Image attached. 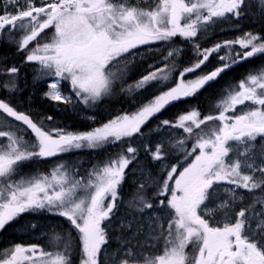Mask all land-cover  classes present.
I'll list each match as a JSON object with an SVG mask.
<instances>
[{"label":"snow or ice","instance_id":"obj_1","mask_svg":"<svg viewBox=\"0 0 264 264\" xmlns=\"http://www.w3.org/2000/svg\"><path fill=\"white\" fill-rule=\"evenodd\" d=\"M0 47V264H264V0H0Z\"/></svg>","mask_w":264,"mask_h":264},{"label":"trees","instance_id":"obj_2","mask_svg":"<svg viewBox=\"0 0 264 264\" xmlns=\"http://www.w3.org/2000/svg\"><path fill=\"white\" fill-rule=\"evenodd\" d=\"M222 35H223V33L217 32L216 35L210 36L209 39L214 40L217 38V36H222ZM4 55H10V52L5 48L3 49L2 47H0V56H4ZM130 101H131L130 98H126L124 96H120L119 98H115V99H109V100L101 101V106H100V108L97 109L96 113H92L89 110L87 112H84L83 114H84V116L92 115V114L104 115L106 109H108V110L126 109V108L130 107L129 106V105H131ZM52 103L53 102L43 100L38 96L36 98V100L34 101L33 106L36 107L37 111H39L40 108H44L45 111L47 112V114L54 115L55 118L61 120L62 123L68 124L71 127L83 128V126L88 123V121H86L84 119H79L76 115H74L72 113L58 112L56 110V108L51 107ZM201 103L203 104V100L201 101ZM173 111H174V109H169L168 114H171V112H173ZM69 157L74 158V159H78L82 163V166L85 168L89 167L92 162H94L98 159V156L96 154H94L91 150H78L72 154H69ZM39 167H40V171L43 172L44 174H47L51 170L50 165H43L42 164ZM31 170H34V167L29 169V168L25 167V165H24L22 172L28 173L26 171H31ZM5 235L6 236L7 235H15V233H13L12 230H8V232L0 235V248H2L5 244H7L9 242V240H15L18 238L16 235L13 237H5ZM42 239H44V238H42Z\"/></svg>","mask_w":264,"mask_h":264},{"label":"rangeland","instance_id":"obj_3","mask_svg":"<svg viewBox=\"0 0 264 264\" xmlns=\"http://www.w3.org/2000/svg\"><path fill=\"white\" fill-rule=\"evenodd\" d=\"M84 115V114H83ZM25 167H27V168H33L34 166H32L31 164H27V165H25ZM31 171H33V170H31ZM31 171H26V172H31Z\"/></svg>","mask_w":264,"mask_h":264},{"label":"flooded vegetation","instance_id":"obj_4","mask_svg":"<svg viewBox=\"0 0 264 264\" xmlns=\"http://www.w3.org/2000/svg\"><path fill=\"white\" fill-rule=\"evenodd\" d=\"M4 49V48H3ZM131 102V101H130ZM130 104V103H129ZM130 106V105H129ZM4 236V235H3ZM13 236H15V235H5V237H13Z\"/></svg>","mask_w":264,"mask_h":264}]
</instances>
